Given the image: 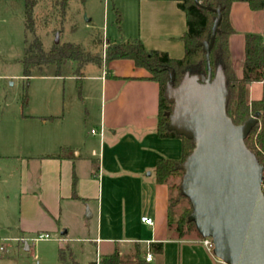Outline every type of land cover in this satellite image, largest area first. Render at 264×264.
I'll return each mask as SVG.
<instances>
[{
    "label": "crops",
    "instance_id": "1",
    "mask_svg": "<svg viewBox=\"0 0 264 264\" xmlns=\"http://www.w3.org/2000/svg\"><path fill=\"white\" fill-rule=\"evenodd\" d=\"M42 1L56 0H38L36 7ZM126 1L137 20L133 40L174 59L184 56L186 16L176 1ZM26 2L0 0V13L13 18L19 3L25 14ZM231 20L236 30L230 39L232 69L241 77L245 35H264V10L234 3ZM111 44L117 43L108 39L105 46ZM81 72L72 80L82 81L81 101L98 128L95 133L87 132L77 106L64 104L60 111L52 105L42 114L24 115L0 136V245L6 248L0 259L8 245L29 251L32 239L47 233L60 237L64 262L73 264L94 262L77 259V250L88 253L94 247L96 264L116 249L123 255L138 249L146 259L150 245L159 242L163 253H150L151 264H224L196 233L179 238L169 229L173 191L157 182L155 168L161 159L181 160L183 142L158 136L159 84L130 59H103ZM54 76L60 81L62 74ZM263 86L264 79L250 85V100L262 97ZM97 103L100 109L90 114ZM142 217L154 224L142 223Z\"/></svg>",
    "mask_w": 264,
    "mask_h": 264
},
{
    "label": "water",
    "instance_id": "2",
    "mask_svg": "<svg viewBox=\"0 0 264 264\" xmlns=\"http://www.w3.org/2000/svg\"><path fill=\"white\" fill-rule=\"evenodd\" d=\"M221 10H215L210 41L198 44L206 54L208 74L187 72L177 86L173 75L167 83L165 98L173 105L167 129L194 144L177 166L184 171L181 194L193 208L189 221L203 238H211L213 254L222 263L264 264V164L245 144L259 114L234 124L227 114L230 94L221 65L213 76L210 53Z\"/></svg>",
    "mask_w": 264,
    "mask_h": 264
},
{
    "label": "trees",
    "instance_id": "3",
    "mask_svg": "<svg viewBox=\"0 0 264 264\" xmlns=\"http://www.w3.org/2000/svg\"><path fill=\"white\" fill-rule=\"evenodd\" d=\"M38 0H27L25 8V31L27 34L35 35L34 10ZM176 1L179 8L185 13L187 30L181 36L184 43L185 54L182 58H171L167 53L147 50L141 40L126 41L108 45L104 53H92L86 51L80 45L72 43L54 44L49 50H45L42 41L35 35L32 41L26 37L25 54L22 59L23 76L30 78L36 70L44 66L54 65L55 75L60 76L62 67L67 61L77 62L76 73L82 75V68L89 63L102 64L118 59H130L135 65L146 69L150 73V79L156 81L160 86L159 114L157 133L161 138H180L183 142V156L179 161L161 159L158 161L155 174L158 183L168 184L172 191H177L176 198H171L169 207L168 226L176 232L179 238L198 232L194 222L189 221L193 212L189 199L181 194V183L184 171L177 169L179 163H183L192 153L194 144L191 140L178 136L175 132L169 131L167 125L170 122L167 113H172L173 105L165 98L167 83L175 75L173 85L177 86L187 72L191 75L208 74L207 58L199 43L208 42L212 36V29L218 13L221 10V22L215 37V42L210 53V64L213 76L219 65H221L227 76V86L230 99L227 107V114L234 124L240 125L249 118L259 114V122L252 129L245 140L246 146L255 154L260 163L264 164V86L262 97L258 100H250L249 87L253 83L263 82L264 79V35L260 33H249L244 39V64L242 76L238 77L232 69V53L230 39L236 33L231 20V9L234 3L245 2L253 11L264 10V0H171ZM65 2V1H64ZM66 6V2L64 3ZM208 7L211 9L209 10ZM118 13L119 24L122 21ZM53 119V117L45 118ZM180 178L179 183L175 179ZM264 193V184H263ZM181 199H186L189 208L184 215L177 220L173 214L174 206ZM164 244L152 243L147 252L156 256L163 253ZM146 254V253H145ZM61 262H64V252L60 253ZM89 264H96L95 262ZM99 264H151L143 258L137 249L133 253L123 255L119 250L111 254L101 256Z\"/></svg>",
    "mask_w": 264,
    "mask_h": 264
},
{
    "label": "rangeland",
    "instance_id": "4",
    "mask_svg": "<svg viewBox=\"0 0 264 264\" xmlns=\"http://www.w3.org/2000/svg\"><path fill=\"white\" fill-rule=\"evenodd\" d=\"M64 3L62 0L42 1L34 10L35 35L42 41L45 50L55 44L57 33L61 43L77 44L86 51L99 54L103 53L108 39L116 43L133 41L134 37L130 34L137 29V20L131 18L132 8L128 1L70 0L66 6ZM14 9L13 18L0 13V136L14 120L24 115L42 114L52 105L56 111H60L64 104L67 109L78 107V114L86 118L87 132L97 130L96 124L91 119L89 121L86 106L81 101L82 81L78 82L76 78L72 80L76 75L77 62L67 61L64 64L60 81L54 76V65L36 70L28 79L23 77L25 40L27 37L32 41L35 35L25 31L24 8L21 9L16 3ZM117 11L122 16L120 24ZM98 107L97 103L90 114L96 115ZM179 182L180 178H176L175 183ZM177 194V191H173V200ZM188 208V201L181 199L174 206V220L184 215ZM88 221L89 224L93 222ZM51 236L49 240L31 242L29 251L22 246L8 245V251L1 254L0 264H61L60 249H66V246L59 241L58 235ZM77 253L80 262L87 258L96 261L95 247L88 253L80 250ZM63 264L73 263L66 260Z\"/></svg>",
    "mask_w": 264,
    "mask_h": 264
},
{
    "label": "built area",
    "instance_id": "5",
    "mask_svg": "<svg viewBox=\"0 0 264 264\" xmlns=\"http://www.w3.org/2000/svg\"><path fill=\"white\" fill-rule=\"evenodd\" d=\"M96 131L93 130L92 133H95ZM141 222L146 224V225H150L152 226L154 224V221L151 218L148 217H142L141 218ZM51 239L50 234L47 233H41V234H37L32 241L37 242V241H45V240H49ZM203 245L209 250V251H213V243L211 238H204L202 240ZM6 248L4 245H0V252H5ZM146 261L147 262H152L153 261V256L148 253L146 256Z\"/></svg>",
    "mask_w": 264,
    "mask_h": 264
}]
</instances>
